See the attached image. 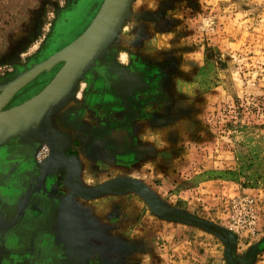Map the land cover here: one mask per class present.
<instances>
[{"label":"rangeland","instance_id":"obj_1","mask_svg":"<svg viewBox=\"0 0 264 264\" xmlns=\"http://www.w3.org/2000/svg\"><path fill=\"white\" fill-rule=\"evenodd\" d=\"M102 1L0 0V89L74 44ZM127 11L36 121L62 136L0 144V264H264V0Z\"/></svg>","mask_w":264,"mask_h":264},{"label":"water","instance_id":"obj_2","mask_svg":"<svg viewBox=\"0 0 264 264\" xmlns=\"http://www.w3.org/2000/svg\"><path fill=\"white\" fill-rule=\"evenodd\" d=\"M130 2L131 0H103L94 18L74 44L31 66L16 77L10 85L0 89V141L20 131L30 129L43 138L62 136V134L38 129L35 125L36 121L46 116L72 92L78 78L94 61L128 12ZM64 60L68 62L61 73L29 100L1 110V106L25 83ZM59 151L60 148L50 153L48 163L52 161L51 156Z\"/></svg>","mask_w":264,"mask_h":264},{"label":"crops","instance_id":"obj_3","mask_svg":"<svg viewBox=\"0 0 264 264\" xmlns=\"http://www.w3.org/2000/svg\"><path fill=\"white\" fill-rule=\"evenodd\" d=\"M38 76H39V75H36L34 78H32V79L28 82V84L32 83L35 79H37ZM34 82H35V81H34ZM21 89H22V88L18 89L16 92L18 93ZM4 105H5V104H3V105L1 106V110H6V109H9V108H11V107H14V106H11V107L3 108V107H5ZM20 132H21V131H20ZM20 132L15 133L14 135H11V136L5 138L2 142H0V144L11 141V140L13 139V137H14V136H17V134H19ZM69 136H70V135H69ZM25 168H26V169L24 170V172H28V171H30L32 168L35 170V168H36V171H35L36 174H37V172H38V170H39L38 167H36V164L34 163V161H32L31 164L29 163V166H28V164H27V166H26Z\"/></svg>","mask_w":264,"mask_h":264},{"label":"flooded vegetation","instance_id":"obj_4","mask_svg":"<svg viewBox=\"0 0 264 264\" xmlns=\"http://www.w3.org/2000/svg\"><path fill=\"white\" fill-rule=\"evenodd\" d=\"M42 148H43V147H42ZM74 148H76V147L74 146L73 149H71L70 147H67L66 150H67V151H69V150H70V151H76V149H74ZM68 155H70V154H68ZM44 160H46V158H44Z\"/></svg>","mask_w":264,"mask_h":264},{"label":"bare ground","instance_id":"obj_5","mask_svg":"<svg viewBox=\"0 0 264 264\" xmlns=\"http://www.w3.org/2000/svg\"><path fill=\"white\" fill-rule=\"evenodd\" d=\"M128 10V9H127ZM71 93V92H70ZM28 129H30V128H28ZM31 131H32V129H30ZM33 132V131H32ZM3 141V140H2ZM1 142V141H0ZM55 155H53V156H51L52 158L51 159H53V157H54Z\"/></svg>","mask_w":264,"mask_h":264},{"label":"built area","instance_id":"obj_6","mask_svg":"<svg viewBox=\"0 0 264 264\" xmlns=\"http://www.w3.org/2000/svg\"><path fill=\"white\" fill-rule=\"evenodd\" d=\"M43 148H45V147H43Z\"/></svg>","mask_w":264,"mask_h":264}]
</instances>
